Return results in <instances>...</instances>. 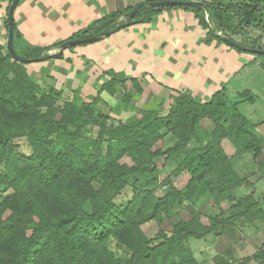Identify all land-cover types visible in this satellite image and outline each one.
Returning a JSON list of instances; mask_svg holds the SVG:
<instances>
[{
	"label": "trees",
	"instance_id": "trees-1",
	"mask_svg": "<svg viewBox=\"0 0 264 264\" xmlns=\"http://www.w3.org/2000/svg\"><path fill=\"white\" fill-rule=\"evenodd\" d=\"M165 8L192 11L207 30L206 42L225 43L218 31L233 40L231 35L248 34L249 29L260 32L245 44L252 47L260 46L259 39L264 37V0H232L201 7L142 5L134 15H125L130 8L115 11L94 19L65 40L46 45L28 42L15 25L13 47L30 62L40 57L47 60L51 58L48 51L67 40L151 22ZM63 55L62 51L59 58ZM30 62L13 59L0 44V264H202L189 238L217 233L235 218L262 217L251 194L235 197V189L245 179L233 167L234 155L224 150L229 139L237 144V152L250 151L253 158L262 152L264 138L255 131L256 124L237 111L239 102L253 99L251 93L240 92L238 100H232L222 88L201 100L189 89H181L170 94L164 112L144 109L122 122L97 109L103 102L100 93L113 96L119 84L121 101L129 103V88L138 93L143 90L137 78L117 79L116 72L106 71L110 79L99 85L90 101H78L75 91L64 97L63 89L43 88L29 76L26 65ZM202 120L208 122L209 130L200 139L197 131ZM19 141L28 148V155L17 150ZM191 142L194 146L189 147ZM158 158L163 160V172L157 186L166 188L165 193L133 187L127 198L117 201L126 178L156 171ZM171 161L177 164L166 171ZM182 173L188 178L178 188L174 183ZM203 194L216 205L234 202V215L216 219L197 212L173 221V210L184 203L194 204ZM162 217L170 229L159 228L154 237L147 236L142 225ZM261 257L257 250L243 263L257 264Z\"/></svg>",
	"mask_w": 264,
	"mask_h": 264
},
{
	"label": "crops",
	"instance_id": "crops-1",
	"mask_svg": "<svg viewBox=\"0 0 264 264\" xmlns=\"http://www.w3.org/2000/svg\"><path fill=\"white\" fill-rule=\"evenodd\" d=\"M151 1L159 0H19L13 18L25 40L35 45H46L54 43V38L69 37L103 15L124 11L138 3L146 5ZM191 1L215 5L227 4L232 0ZM7 4L8 0L0 1V37L6 32L4 21ZM206 31L192 11L165 8L154 14L151 22L131 23L103 39L76 46L64 53L62 58L30 62L26 68L32 79L41 81L46 87L76 93L80 91L83 101H90L99 85L110 79L106 71L116 72L117 79L137 78L143 90L138 93L129 88L131 102L143 95L145 99L141 103L142 110L156 109L163 112L171 102L170 94L177 90L189 89L199 99L208 100L214 91L223 88L227 93L231 84L247 81V77L253 73L261 72L258 70L261 63L256 55L244 50L238 51L214 39L206 42ZM114 87L119 94L117 85ZM235 88L232 87L231 91L237 94L250 92L248 86L241 88L238 84ZM115 94L112 96L102 91L100 97L106 100V96L114 98ZM257 125L264 126V123ZM247 152L234 155L232 159L233 167L241 161L247 168L243 176L235 170L245 182L235 189L234 195L239 197L251 194L263 214L255 219L232 220L238 222L235 228L240 236L237 242L233 241L231 251L247 239L252 240L256 236L261 239L260 242L264 239V145L256 158L251 153L250 159ZM227 203L231 204L232 209L234 202ZM204 218L202 222L207 224ZM232 221L226 224L232 226ZM220 232L222 230L218 229L217 233L204 238L210 236L215 239ZM202 252L199 251L200 256ZM226 261L231 259L214 264Z\"/></svg>",
	"mask_w": 264,
	"mask_h": 264
},
{
	"label": "rangeland",
	"instance_id": "rangeland-1",
	"mask_svg": "<svg viewBox=\"0 0 264 264\" xmlns=\"http://www.w3.org/2000/svg\"><path fill=\"white\" fill-rule=\"evenodd\" d=\"M208 16V14L206 13ZM121 20H124V18H121ZM210 25L211 27H214V22L211 18ZM248 34H233L231 35L232 38H234L237 42H241L242 45H245L247 42H250L253 39H256L258 36L261 35L260 32H257L253 29L247 30ZM218 33V32H217ZM220 35H224L221 33ZM7 33L4 32L3 35L0 37V44L5 46V40H6ZM229 37V36H227ZM65 38H54L55 42L65 40ZM101 39L105 38L100 37ZM47 40V39H46ZM40 45V44H37ZM45 45V44H44ZM259 45L264 46V37L259 39ZM58 51L57 48H53L48 51V53H55ZM68 50H63V53H67ZM258 59L260 60L261 66L258 68L261 72H255L250 77H247V81H236L235 84H231L232 87L240 85L242 86H248V89L250 90L249 93L253 95V100H244L237 104V111L240 112L244 117L252 124H256L255 131L264 138V126H258L257 124L264 123V55H256ZM260 74V76L258 75ZM40 85L43 88H48L44 86L41 81L39 82ZM144 85V84H143ZM148 84H145V86ZM229 87V91H227V96L230 97L232 100H238V94L236 92H232L231 88ZM117 87L119 88V94H115L116 96L114 98H110L106 96V100H103V102H100L97 106V109H100L104 112H109L111 116H113L115 119H118L119 121L126 122L128 121L135 113L142 112L143 108H141V103L144 101V96H140L139 99L133 101V102H122L121 96L123 94V89L120 87L119 84H117ZM238 89V88H235ZM234 89V90H235ZM64 90V89H63ZM241 90V89H240ZM131 91V90H130ZM71 96L72 92L70 90H64L63 96ZM64 96V97H65ZM73 96V95H72ZM75 96V94H74ZM147 97V95L145 96ZM63 99V97H62ZM75 99L80 101L82 99V95H80V91H77ZM171 100V99H170ZM164 109V108H163ZM166 110V108H165ZM164 112V111H163ZM162 113V111H161ZM207 121L202 120L200 123V128L198 129V138H204L205 133H208L209 128H207ZM167 142L170 140L167 139ZM194 146V143L191 142L189 144V147ZM237 144L235 146L231 143L229 139L225 141L224 150L227 153L234 152L233 155H239V153L243 152H237ZM17 150L23 154L28 155L29 150L24 144L23 141H19V147ZM247 156L251 159V152H247ZM253 156V155H252ZM123 161L130 162L128 158H124ZM163 160L162 158L155 159V164L157 166L156 171L148 174H135L130 175L126 178V187L122 194L117 198V201H122L123 199L127 198L130 195L131 189L133 187H143V188H150L152 189L156 194L163 195L166 191V188L160 189L158 188L157 184V177L163 172V169L161 167ZM177 164V161H171L166 164V171H169ZM234 169L238 172L239 175L245 174L246 167L243 162H239L236 164ZM245 172V173H244ZM188 178L187 173H182L178 178L175 180V185L178 188H181L186 180ZM3 196L0 195V198ZM230 203H222L220 205H216L213 201V199L203 194L194 204H187L184 203L182 207H177L175 211L172 212V219L173 221H176L177 219H185L189 216L196 214L197 212L200 213H206L210 217H214L216 219H220V217H224L222 219H226L230 215H233L234 210L230 208ZM163 219V220H162ZM205 219V218H204ZM203 219V220H204ZM161 221V222H160ZM205 221V220H204ZM226 224V223H225ZM232 226L229 224H226L221 228L222 232L220 234H217L218 237L214 239V237H207L202 239H195V238H189L188 244L190 248L192 249L195 257L197 260L201 263L205 264H214L221 262L223 260H230V264H244L243 259L247 256L252 255L255 253L259 248L262 242L258 239L256 236L254 239L250 240L247 239V241H242L241 244L235 246L234 250L231 251V247L233 246V241H238L240 236V233L238 230H236L235 227H238V222L236 220L232 221ZM159 228H165L170 229V225L167 223V219L162 217L159 221L158 220H152L144 225H142V230L145 232V234L149 237H154L157 233V230ZM219 233V232H218ZM216 237V236H215ZM264 240V239H263ZM214 243V244H213ZM235 243V242H234ZM208 246V248H206ZM233 249V248H232ZM203 250V254L200 256L199 251ZM222 253L215 254V253ZM199 255V256H198ZM250 264H256L254 261H251Z\"/></svg>",
	"mask_w": 264,
	"mask_h": 264
},
{
	"label": "water",
	"instance_id": "water-1",
	"mask_svg": "<svg viewBox=\"0 0 264 264\" xmlns=\"http://www.w3.org/2000/svg\"><path fill=\"white\" fill-rule=\"evenodd\" d=\"M18 2H19V0H11V2L9 3L8 9H7V36H6V40H5V48H6L7 53L13 59L27 63V62H30V60L25 58V57L19 56L15 52L14 47H13V35H14V28H15L13 12H14V9L16 8ZM144 4L145 3H138V4L134 5L128 11L125 12V15L139 14L140 7ZM146 5L149 7H156V8L162 7V6H180V5L190 6V7H201L203 5V3L200 1H191V0H159V1L147 2ZM122 26L123 25H120L118 27H114L112 29H109V30L103 32V33H100L98 35H93L91 37H83V38L67 40L64 43L59 45L57 52L48 53V54L51 56V58H58L60 56V53L63 50L67 49L68 47L81 45V44L89 42V41H95L100 37H104V36L107 37V36L115 33L116 31H118L119 28ZM221 33H223V32L221 31ZM220 36H221V39L225 43H227L228 45H230L232 47L245 49L247 52L253 53V54H262V55L264 54V46L263 45H260L257 47H252L249 45H242V44H239L237 41L231 39L230 37H227L225 34L220 35ZM42 60H43V57H40L38 59H34L32 62L42 61Z\"/></svg>",
	"mask_w": 264,
	"mask_h": 264
},
{
	"label": "built area",
	"instance_id": "built-area-1",
	"mask_svg": "<svg viewBox=\"0 0 264 264\" xmlns=\"http://www.w3.org/2000/svg\"><path fill=\"white\" fill-rule=\"evenodd\" d=\"M205 18L208 20V16H207V15H205ZM217 34L220 35V34H221V31H218ZM258 250L261 252L262 257H261V259L258 261L257 264H264V240L262 241V243H261V245H260V248H259Z\"/></svg>",
	"mask_w": 264,
	"mask_h": 264
}]
</instances>
